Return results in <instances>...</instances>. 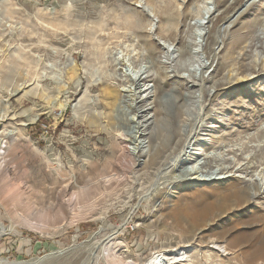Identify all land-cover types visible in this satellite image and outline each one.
Wrapping results in <instances>:
<instances>
[{
	"label": "rangeland",
	"instance_id": "374dc122",
	"mask_svg": "<svg viewBox=\"0 0 264 264\" xmlns=\"http://www.w3.org/2000/svg\"><path fill=\"white\" fill-rule=\"evenodd\" d=\"M245 1L0 0V264H143L179 246L175 264H264V194L241 206L239 177L174 181L264 167V0L220 33ZM207 7L220 14L202 43ZM204 53L217 58L189 154L151 188L149 155L194 115Z\"/></svg>",
	"mask_w": 264,
	"mask_h": 264
},
{
	"label": "bare ground",
	"instance_id": "6f19581e",
	"mask_svg": "<svg viewBox=\"0 0 264 264\" xmlns=\"http://www.w3.org/2000/svg\"><path fill=\"white\" fill-rule=\"evenodd\" d=\"M256 1H258V0H246L245 3L237 11H235V13L233 14V16H232L233 22H229V20H228L229 25L226 24V27L224 28V30H220V33L223 34L226 30H228L231 27V25L245 11H247L249 9V7H251ZM219 14H220V11L216 7H214V8L207 7L206 9H203L202 11L200 10V16L197 18V20L194 23L195 24L194 35L197 38L199 37V39L202 40V43L205 42L209 36V29H210V26L214 20V17L218 16ZM200 43H201V41H200ZM219 43L222 44V38H219ZM204 54L205 55L202 56V64L199 67V69L196 71V75H195V79L200 83V85H199L200 88L198 90V94L196 95V104H195L194 115H187L186 112H183V113H185L183 116L185 118L182 121V124H181L179 130H177L178 134H172V135L171 134H161L160 137H162V139L158 143V145L156 146V151L153 154L149 155L148 162L150 163V165L155 164L158 161V159H160L159 160V168L157 170L156 177H155V180H154L151 188H153L156 184H159L158 182L160 181V176L163 174V172L165 170L171 168L175 172V170L180 169L181 165L183 164V160L186 158L187 153L190 150V146L192 145L193 134L195 132L194 126H195L196 122L200 121L201 114H202L201 110H203L204 107L206 106V99L204 97V84L206 83V79H207L206 75H207V73H210L209 72L210 70H212V66L214 65L216 58H217L215 56V57H212V59H210L209 56L208 57L206 56V53H204ZM142 73L143 72H141V73L139 72V73H136V75H133V76L130 75L131 77L129 78V81H128L131 84L130 85L131 89H130L129 93H131L130 96L132 97L133 101H135L136 95L138 93L136 89L139 86V83L142 81V79H145L148 77V75H147L144 78L143 76L145 73H143V74ZM202 86H203V88H202ZM211 87L216 88L217 83L213 82L211 84ZM148 90H149V88L147 89V91ZM171 100L174 103H176V101H178L176 99V97H174V99L171 98ZM134 127L138 128V124L135 123ZM138 133H140V132L138 131ZM142 135L143 134L139 135L138 137L136 136V141L138 142L137 145L139 148H144V146H145V143L143 141H139V139L141 138ZM154 135L155 134L152 135V138ZM156 135H160V134H156ZM10 136H13V134ZM175 138H176V140H175ZM5 147H6V145L2 144L0 146V149L5 148ZM165 152H167V153H165ZM164 153H165V155H164ZM2 166L3 165L0 164V174H2V170H3ZM225 169L229 170L230 168L227 167ZM242 169L243 168L241 167L235 172L242 171ZM199 172L204 173L203 168H199L196 171L183 169L181 171V174H178V176H176V180H174V181H176L178 183L179 182L180 183L189 182L190 185L194 186L199 182L200 183L201 182H210L211 183V182H216V180H220V181L226 180L228 182L230 179H235V178L239 177L242 182L246 183V185L243 186V188L239 189L238 191H235L236 189L233 190V192H235L237 195L239 192L243 191L244 202H243V204H241V206L252 205L255 200H258L259 197L264 194V167H262V166L260 169H257V171H255V173H253L252 175H244V174L240 173V174H229L225 177H222V176L218 177L219 173L208 171V172H206V177H204V176L202 177V176L198 175ZM151 190L152 189H149L148 192H150ZM143 198H145V196H143ZM241 206L238 205L239 208ZM202 216H204V213L202 214ZM202 216H197V217L194 216L193 219L195 221H199ZM195 228H197V227H191L190 229H192V230L189 232L195 233ZM198 231L199 232L194 235V238H195L194 242H196L198 240L197 236L202 233V228H200ZM9 232H11V229L0 224V238L4 235L8 234ZM204 243L208 246L212 245V247H215L218 249H223L224 252H228L226 246H222L221 244H218L215 240L207 241ZM186 248H187L186 246L185 247L179 246L177 248H173V249L168 250V251H163L164 253L158 252V253L154 254L152 257H150L148 260H146L143 264L182 263L183 258L186 257V254H184V251ZM180 257H183V258L181 259Z\"/></svg>",
	"mask_w": 264,
	"mask_h": 264
},
{
	"label": "water",
	"instance_id": "95a60500",
	"mask_svg": "<svg viewBox=\"0 0 264 264\" xmlns=\"http://www.w3.org/2000/svg\"><path fill=\"white\" fill-rule=\"evenodd\" d=\"M243 10V9H242ZM226 27V24L224 25V27H223V29L222 30H224V28Z\"/></svg>",
	"mask_w": 264,
	"mask_h": 264
}]
</instances>
